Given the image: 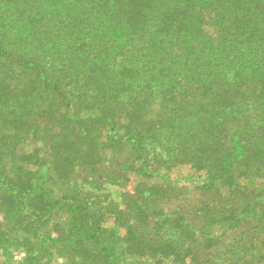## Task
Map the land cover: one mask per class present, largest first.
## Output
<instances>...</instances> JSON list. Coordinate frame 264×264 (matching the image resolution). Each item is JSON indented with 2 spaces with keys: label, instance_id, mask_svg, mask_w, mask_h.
Segmentation results:
<instances>
[{
  "label": "trees",
  "instance_id": "1",
  "mask_svg": "<svg viewBox=\"0 0 264 264\" xmlns=\"http://www.w3.org/2000/svg\"><path fill=\"white\" fill-rule=\"evenodd\" d=\"M0 211L3 250L66 214L77 264H264V0H0Z\"/></svg>",
  "mask_w": 264,
  "mask_h": 264
},
{
  "label": "rangeland",
  "instance_id": "2",
  "mask_svg": "<svg viewBox=\"0 0 264 264\" xmlns=\"http://www.w3.org/2000/svg\"><path fill=\"white\" fill-rule=\"evenodd\" d=\"M160 102V99L157 98L154 102V107H158ZM29 142L30 141L27 143L21 142L19 144L20 147L24 148L23 150L25 153L33 151V146L29 145ZM204 177V171L196 170L189 166H179L169 171H165L164 176H158L151 179L140 174H132L129 187L130 189H133L136 182L141 179L147 182H151L152 180V182L167 186L193 187L202 182ZM110 223L113 224L114 221H110ZM9 226L13 229L12 244H9L6 250L0 248V264H30V260L32 259L28 258L32 253L34 254L35 260L38 261L37 263L40 264H77V259H73L72 256H68V253H70L69 249L66 248L65 250L62 243L58 241V238L62 237L63 233L67 230L68 224L66 214L57 216L48 226H39L35 235L40 233V236L26 234V232L23 231V237H19L14 240V242L13 239L15 238L16 230L19 227L12 224H9ZM28 237L31 239H28ZM125 258L126 256L123 255L120 264H124L123 260ZM145 258L144 261H147ZM126 259L129 260V257ZM150 264H153L151 260ZM157 264L170 263L166 260H162Z\"/></svg>",
  "mask_w": 264,
  "mask_h": 264
}]
</instances>
